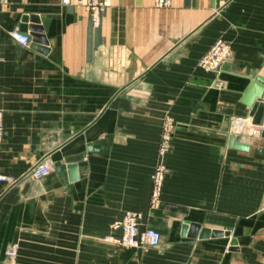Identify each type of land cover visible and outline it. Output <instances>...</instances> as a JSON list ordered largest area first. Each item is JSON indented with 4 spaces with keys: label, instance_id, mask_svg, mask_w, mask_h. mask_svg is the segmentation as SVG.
Masks as SVG:
<instances>
[{
    "label": "crops",
    "instance_id": "0c3cea01",
    "mask_svg": "<svg viewBox=\"0 0 264 264\" xmlns=\"http://www.w3.org/2000/svg\"><path fill=\"white\" fill-rule=\"evenodd\" d=\"M101 1L97 21L79 0L1 4L0 172L15 181L0 182V263L17 243V264H264V127L241 100L264 76V0ZM217 41L230 56L216 75L199 60ZM166 116L175 128L153 205ZM233 133L250 149L231 146ZM40 160L52 171L34 178ZM130 211L160 245L105 240ZM190 221L230 235L184 236Z\"/></svg>",
    "mask_w": 264,
    "mask_h": 264
},
{
    "label": "built area",
    "instance_id": "2783aa9c",
    "mask_svg": "<svg viewBox=\"0 0 264 264\" xmlns=\"http://www.w3.org/2000/svg\"><path fill=\"white\" fill-rule=\"evenodd\" d=\"M6 0H0V7ZM69 2L70 0H63ZM85 3L93 12L94 20H98L99 11L101 9V2L99 0H79ZM157 6L170 5V0H156ZM11 35L17 39L23 45H30L32 37L29 33H25L19 28H15L11 31ZM230 56L229 45L223 41H217L211 51L203 55L201 63L203 67L209 70H215L218 73L221 71L223 65ZM219 87L223 84L218 82ZM167 123L163 126L164 135L163 140L159 148V158L156 165L155 173L153 175V192L152 203L157 205L160 201L163 183L166 176L167 168L164 162V157L171 147V137L173 130V120L167 119ZM247 119L244 117H234V127L237 129L240 123H246ZM4 137V125H3V111L0 108V147ZM52 171V167L44 160L36 162L29 170V174L34 178H42ZM15 179L5 173L0 172V182L13 183ZM112 229L119 231V235L109 233L106 235L105 240L109 242L117 243L124 247H142L158 246L161 244L163 235L162 232L144 222V215L138 211H130L126 213L121 219L113 222ZM19 245L14 243L7 250V258L0 264H17Z\"/></svg>",
    "mask_w": 264,
    "mask_h": 264
},
{
    "label": "water",
    "instance_id": "95a60500",
    "mask_svg": "<svg viewBox=\"0 0 264 264\" xmlns=\"http://www.w3.org/2000/svg\"><path fill=\"white\" fill-rule=\"evenodd\" d=\"M31 24L29 28L33 30L34 41H41L43 39L42 32L44 27L40 24V20L37 15L31 16ZM23 30H26V26H22ZM38 46V45H36ZM264 76L252 78L248 87L243 92L242 102L251 107L250 115L252 116L253 124L264 127ZM264 136V129H263ZM230 145L241 150H249L250 145L242 140L240 135L233 133L230 138ZM77 159H81L78 157ZM75 159H70L72 161ZM64 166V165H63ZM76 166H69V169H73ZM64 168V167H63ZM181 233L184 236L192 238H209V237H223L229 236L230 231L223 229H216L207 226H203L200 222L190 221L184 222L181 228ZM232 249L237 244V238L231 239ZM237 250V249H235Z\"/></svg>",
    "mask_w": 264,
    "mask_h": 264
},
{
    "label": "rangeland",
    "instance_id": "374dc122",
    "mask_svg": "<svg viewBox=\"0 0 264 264\" xmlns=\"http://www.w3.org/2000/svg\"><path fill=\"white\" fill-rule=\"evenodd\" d=\"M100 2H101V6H102V1L101 0H99ZM155 4H156V0H155ZM171 4H172V1L170 0V5H166V6H157L156 5V7H168V6H171ZM92 11V10H91ZM92 14H93V12H92ZM93 16H94V14H93ZM212 47H213V45L203 54V55H205V54H207V53H209L210 51H211V49H212ZM203 55H202V57H203ZM202 57L200 58V60H199V65L201 66V67H203V65H202V63H201V60H202ZM205 70H207V71H211V72H214V73H216V75L218 74V72L217 71H215V70H209V69H207V68H205V67H203ZM168 118H171L172 120H173V130H174V128H175V120L172 118V117H170V116H166L165 117V119H164V121H163V126H165V124L167 123V119ZM233 126H234V119H233ZM173 130H172V134H173ZM237 134V133H236ZM163 135H164V129L162 130V136H161V141H160V145H161V143H162V140H163ZM171 141H172V137H171ZM160 148V147H159ZM158 158H159V152H158ZM157 162H158V160H157Z\"/></svg>",
    "mask_w": 264,
    "mask_h": 264
}]
</instances>
